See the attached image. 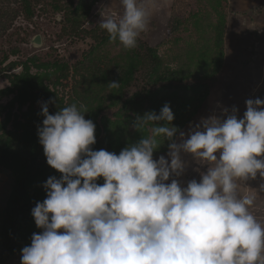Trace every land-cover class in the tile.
<instances>
[{
	"label": "clouds",
	"instance_id": "obj_1",
	"mask_svg": "<svg viewBox=\"0 0 264 264\" xmlns=\"http://www.w3.org/2000/svg\"><path fill=\"white\" fill-rule=\"evenodd\" d=\"M120 3L122 14L102 11L99 26L132 50L164 0ZM245 103L243 118L234 107L224 119H203L187 136L171 124L165 104L159 114L136 117L133 127L150 135L117 155L92 150L95 124L85 119L86 105L53 115L43 102L39 143L61 176L47 179L46 198L31 210L42 231L23 247L21 264H264V220L253 212L255 194L240 191L257 174L264 180V99ZM165 141L166 156L154 159ZM182 154L207 166L186 187L173 178L187 167Z\"/></svg>",
	"mask_w": 264,
	"mask_h": 264
},
{
	"label": "rangeland",
	"instance_id": "obj_2",
	"mask_svg": "<svg viewBox=\"0 0 264 264\" xmlns=\"http://www.w3.org/2000/svg\"><path fill=\"white\" fill-rule=\"evenodd\" d=\"M58 2L69 11L79 0ZM33 7V18L27 19L21 14L6 33L2 35L0 32V44L21 46L22 53L36 49L42 60L67 62L70 66L68 79L63 80L58 91L68 105L81 104L77 94H84L87 90L102 95L103 105L110 104L112 99L108 96L112 89L108 80L106 85L101 82L102 76L106 74L111 79L116 65H128L135 56L132 51L138 53L142 65L137 80L125 89V98L140 92L146 87L143 75L150 67L148 46L157 49L165 68L184 72L191 69L196 73L201 52L209 50L212 56L215 55L219 28L224 31L222 67L214 76L209 96L182 131L187 136L192 128L211 116L224 119L225 112L231 114L234 107L238 109V119L243 118L246 100L264 99V0H164L148 29L139 37L138 47L132 50H125L118 40L107 39L109 35L99 26L102 11L122 14L120 0H99L88 13L73 11L67 20H62L64 13L53 11L49 2L33 0ZM176 21L180 23L178 26H175ZM37 35L41 37V45L32 42ZM192 81L194 79L190 83ZM8 85V80L0 77V89ZM183 92L181 88L176 89L178 97H183ZM10 98L0 97V107ZM117 109H106L103 114L113 119ZM84 116L86 119V112ZM182 159L187 162L185 172L173 178L186 187L192 179L199 181L200 173L206 171L207 166L198 164L190 154H182ZM12 182L11 173L0 167V225ZM262 183L264 180L257 174L255 180L244 182L240 191L241 194H255L253 212L264 220V192H259Z\"/></svg>",
	"mask_w": 264,
	"mask_h": 264
},
{
	"label": "trees",
	"instance_id": "obj_3",
	"mask_svg": "<svg viewBox=\"0 0 264 264\" xmlns=\"http://www.w3.org/2000/svg\"><path fill=\"white\" fill-rule=\"evenodd\" d=\"M43 1L51 3L56 13H64L62 20L70 19L73 11L88 13L99 2L79 0L68 11L58 0ZM21 14L27 19L34 17L33 0H0L2 35ZM179 24L176 21L175 26ZM223 35L224 31L219 28L214 56L209 50L201 52L196 73L191 69L184 72L165 68L157 49L148 46L146 50L150 67L143 75L146 87L140 92L125 98V89L137 80V72L142 65L138 53L132 51L135 56L128 65H116L111 79L106 74L102 76L101 82L104 85L107 80L120 83L117 88L108 83L112 89L108 96L112 99L110 104L103 105L99 93L92 94L87 90L84 94H77L78 100L87 106L86 119L95 124L96 143L91 146L92 150L104 149L118 155L125 147L138 143L143 135H150V132L145 129L142 133L133 127L136 117L152 111L159 114L165 104L170 106L174 114L171 124L182 131L192 122L209 96L214 76L222 67L225 55ZM22 49L12 43L0 44V77L9 82L7 87L0 89V97H11L0 107V167L8 170L13 178L0 225V264H13L17 260L21 264L23 247L30 246L33 233L39 234L42 231L37 228L31 210L37 202H43L46 198L43 185L47 179L61 176V173L47 164L37 130L44 119L40 114L43 102H49V114L53 115L68 106L58 87L63 80L68 79L70 66L67 62L42 60L36 49H27L24 53ZM177 88L184 90L183 97L177 96ZM114 107L118 109L113 119L103 114L106 109ZM163 125L161 121L157 126ZM167 144L165 141L154 152L153 158L167 153ZM97 183L103 184V177L98 178Z\"/></svg>",
	"mask_w": 264,
	"mask_h": 264
},
{
	"label": "water",
	"instance_id": "obj_4",
	"mask_svg": "<svg viewBox=\"0 0 264 264\" xmlns=\"http://www.w3.org/2000/svg\"><path fill=\"white\" fill-rule=\"evenodd\" d=\"M32 42L36 45H41L42 44V40H41V37L40 35H37L35 36L33 39H32Z\"/></svg>",
	"mask_w": 264,
	"mask_h": 264
}]
</instances>
